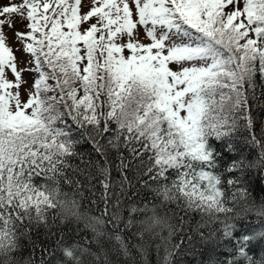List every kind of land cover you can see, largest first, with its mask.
<instances>
[{"label": "snow or ice", "instance_id": "6c2138e0", "mask_svg": "<svg viewBox=\"0 0 264 264\" xmlns=\"http://www.w3.org/2000/svg\"><path fill=\"white\" fill-rule=\"evenodd\" d=\"M153 254L264 264V0H0V264Z\"/></svg>", "mask_w": 264, "mask_h": 264}, {"label": "trees", "instance_id": "16d2710c", "mask_svg": "<svg viewBox=\"0 0 264 264\" xmlns=\"http://www.w3.org/2000/svg\"><path fill=\"white\" fill-rule=\"evenodd\" d=\"M88 146H85L87 148ZM65 191L72 192V189L70 187H65ZM101 189L99 188V185L97 184V189H96V195L93 196L91 192L85 191L84 196L77 197L78 199H81L82 207L85 208H90L93 212L96 214H99V211L97 209L102 210L103 209V203L99 199V193ZM92 200H96L97 204L93 205L91 204ZM90 235V234H89ZM39 255V253H38ZM150 259L152 260V264H155V255L153 254ZM190 259V257H180V264H187V261Z\"/></svg>", "mask_w": 264, "mask_h": 264}, {"label": "rangeland", "instance_id": "374dc122", "mask_svg": "<svg viewBox=\"0 0 264 264\" xmlns=\"http://www.w3.org/2000/svg\"><path fill=\"white\" fill-rule=\"evenodd\" d=\"M7 31V29H5ZM8 35L11 36V32H8Z\"/></svg>", "mask_w": 264, "mask_h": 264}]
</instances>
